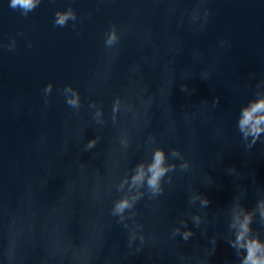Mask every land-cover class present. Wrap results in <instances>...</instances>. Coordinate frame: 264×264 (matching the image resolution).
<instances>
[{
	"label": "water",
	"instance_id": "95a60500",
	"mask_svg": "<svg viewBox=\"0 0 264 264\" xmlns=\"http://www.w3.org/2000/svg\"><path fill=\"white\" fill-rule=\"evenodd\" d=\"M259 97L264 0H0V264H243L237 217L264 244V131L239 123Z\"/></svg>",
	"mask_w": 264,
	"mask_h": 264
},
{
	"label": "clouds",
	"instance_id": "9594fccd",
	"mask_svg": "<svg viewBox=\"0 0 264 264\" xmlns=\"http://www.w3.org/2000/svg\"><path fill=\"white\" fill-rule=\"evenodd\" d=\"M11 2L13 6L20 4L25 9H29L33 7L36 0H11ZM69 16H71V13L58 14L57 23L63 24ZM114 40V33L109 34L107 43L111 44ZM69 103L76 104L75 96L70 98ZM239 123L245 135L251 133L255 137L261 131H264V97L257 98L242 109ZM166 170L163 152L157 149L153 154L152 162L148 166L149 174L147 175V184L153 192L158 190L160 177ZM145 175L144 166H138L132 177V183L139 184L143 182ZM130 206L131 202L128 199H122L116 203L114 212L120 214L125 208ZM262 215H264V211H262ZM249 220L250 216L248 214H245L243 219L237 217L239 227L235 243L240 247L246 248V256L243 259V264H264V244L255 238H247Z\"/></svg>",
	"mask_w": 264,
	"mask_h": 264
}]
</instances>
